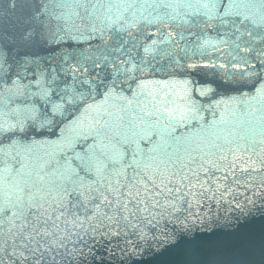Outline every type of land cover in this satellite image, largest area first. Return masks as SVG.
Masks as SVG:
<instances>
[{"label":"water","instance_id":"95a60500","mask_svg":"<svg viewBox=\"0 0 264 264\" xmlns=\"http://www.w3.org/2000/svg\"><path fill=\"white\" fill-rule=\"evenodd\" d=\"M14 109L0 264H264V0H0Z\"/></svg>","mask_w":264,"mask_h":264},{"label":"snow or ice","instance_id":"6c2138e0","mask_svg":"<svg viewBox=\"0 0 264 264\" xmlns=\"http://www.w3.org/2000/svg\"><path fill=\"white\" fill-rule=\"evenodd\" d=\"M106 92L108 94H110V90H106ZM61 99H63V97H61ZM47 102L52 103L53 113H58L60 115H63V105L62 104L54 103L50 100H48ZM71 102L77 107V110H80L81 108H83V110L85 112L98 110L101 107L100 104H97L94 102L89 103L88 98L85 97V95L83 93H79V94L73 96ZM6 115H8L7 112H6ZM13 115L15 117L14 123H9L6 121L5 123L0 124V135H6V136H8V135L16 136L18 134L19 135H26L28 133V131L30 130L29 127L27 126V120L29 119V117H27L26 114H22L20 109H14ZM45 123L50 124L51 121L41 122L40 126L43 127ZM32 130H34V128ZM97 163L99 165L98 170H101V169L108 167L107 162L104 160H98ZM137 195H139V193H137ZM213 195H215V193H213ZM193 196H195V193H193ZM105 202L111 203V201L107 200V198H105ZM129 203H131V201H129ZM124 207L127 208V204H125Z\"/></svg>","mask_w":264,"mask_h":264}]
</instances>
